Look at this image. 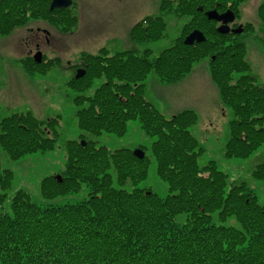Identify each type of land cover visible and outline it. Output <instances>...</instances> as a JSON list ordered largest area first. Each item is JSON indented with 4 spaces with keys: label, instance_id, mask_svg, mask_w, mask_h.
Returning <instances> with one entry per match:
<instances>
[{
    "label": "trees",
    "instance_id": "16d2710c",
    "mask_svg": "<svg viewBox=\"0 0 264 264\" xmlns=\"http://www.w3.org/2000/svg\"><path fill=\"white\" fill-rule=\"evenodd\" d=\"M244 0H161L162 11L189 15L183 35L157 56L126 48L109 53L83 54L85 73L69 79L83 90L94 77L103 76L91 95L73 98L82 129L67 139L62 180L42 179L47 196L78 190L88 195L78 201L39 204L19 188L8 199L12 171L0 163V264H264V203L245 181H229L213 159L198 161L204 147L190 130L196 112L184 108L163 114L145 96V78L153 71L160 79L177 81L195 61L208 57L220 98L231 109L226 156H247L264 142V83L257 82L245 57L243 33H223L205 11L227 9L237 14ZM50 0H0V35L10 33L32 18L43 17L62 31L76 28L71 6L49 8ZM264 21V1L258 5ZM161 13L145 15L130 29L136 42L156 40L165 34ZM193 28L205 39L183 42ZM50 59V58H49ZM28 70H42L56 58L40 62L22 59ZM75 64H70L74 69ZM85 104V105H84ZM138 118L143 130L154 136L151 152L156 172L169 192L159 195L150 187L128 188L147 175L149 157L129 148L111 150L91 136L103 131L121 135L127 122ZM57 116L40 119L31 111H15L0 120V145L12 158L54 147ZM90 136V137H88ZM88 137V138H87ZM114 172V173H113ZM264 178V160L253 168ZM185 212L184 219L177 214ZM229 216L234 221L227 222Z\"/></svg>",
    "mask_w": 264,
    "mask_h": 264
},
{
    "label": "rangeland",
    "instance_id": "374dc122",
    "mask_svg": "<svg viewBox=\"0 0 264 264\" xmlns=\"http://www.w3.org/2000/svg\"><path fill=\"white\" fill-rule=\"evenodd\" d=\"M263 1L244 0L237 16L239 21L251 23L243 33L245 57L250 63V72L257 82L262 83L264 21L258 13V5ZM73 2L71 12L78 17V23L71 31H62L59 24L55 25L46 18L38 17L15 27L8 34L0 35V120L15 111H31L40 119L54 116L59 119L55 126L58 131L55 145L50 149L36 150L12 158L0 145L1 168L12 171L10 186L6 189L7 206L9 197L19 188L26 190L32 200L39 204L74 202L88 195L84 183L78 190L54 196L45 195L41 186L44 177L62 180L67 139H77L85 143L86 139L80 137L82 129L76 117L77 108L83 105L77 104L73 98L78 93L91 95L104 80L103 76L94 77L83 90L77 89L69 83L75 73L69 63L80 61L86 52L97 53L101 47H106L109 53L126 48H136L143 53L145 48H149L151 56H157L163 48L183 35V24L189 18V15L179 16L173 11H162L161 0ZM159 13L166 23L165 34L156 40L134 41L130 34L132 25L145 15ZM37 27L45 28L49 32L47 35L50 42H43L40 48L44 59L49 61L56 58L51 66H46L41 71L27 70L22 60L29 58L24 50L27 45L22 42L24 36L30 32V28L34 32ZM145 85V96L163 114L171 115L184 108L193 109L197 120L190 126V130L204 147L198 161L205 163L213 159L217 167L228 174L229 181H245L256 192L259 202L264 203V178L253 175L255 165L264 160V142L247 156L224 154L229 135L228 119L232 112L220 98L210 72L208 57L195 61L190 72L177 81L162 80L151 71L145 78ZM91 138L99 143L97 145L104 144L111 150L126 147L134 154L135 148H141L149 157L147 175L135 184L128 182L126 186L150 187L161 196L169 192L167 182L156 172V161L151 152V143L155 137L143 130L138 118L128 120L126 131L121 135L103 131ZM184 217L185 212L177 214L180 220ZM230 221L238 224L234 216L228 217L227 222Z\"/></svg>",
    "mask_w": 264,
    "mask_h": 264
},
{
    "label": "water",
    "instance_id": "95a60500",
    "mask_svg": "<svg viewBox=\"0 0 264 264\" xmlns=\"http://www.w3.org/2000/svg\"><path fill=\"white\" fill-rule=\"evenodd\" d=\"M72 3V0H50L49 8H63L67 7ZM206 15L208 18L215 19L217 21H220L221 24L217 27V29L221 32H226L229 30L228 22L234 19V12L230 9H227L223 12H218L216 9H211L206 11ZM243 30V27L239 25L237 28H234V32H240ZM205 39L204 33L198 29L194 28L192 29L186 36L184 37L183 41L187 44H192L195 41L199 42ZM34 59L37 62H40L42 60V52L41 50H37L34 54ZM85 73V68L80 67L76 69L75 77H80ZM84 144V141H82ZM134 154L138 155L139 157H142L144 155V152L141 148H135Z\"/></svg>",
    "mask_w": 264,
    "mask_h": 264
},
{
    "label": "flooded vegetation",
    "instance_id": "af4514ba",
    "mask_svg": "<svg viewBox=\"0 0 264 264\" xmlns=\"http://www.w3.org/2000/svg\"><path fill=\"white\" fill-rule=\"evenodd\" d=\"M238 14H239V12H237V14L235 13L234 14L235 15L234 19L227 23L228 26H229V30H227L226 32L235 33L233 31V29L237 28L239 25H241L243 27V30L246 28L247 22L246 21L245 22L239 21L238 18H237ZM219 23L220 22H217V25ZM29 30H30V32L26 36H24V39H23L22 42H23V44L27 45V46L24 47L26 55L28 57H31L32 59H34V54L36 53V51L38 49L41 48V44L43 42H48L49 43L50 42V37L47 35L49 32L45 28L37 27L34 32H33L32 28H30ZM242 31H240V32H242ZM226 32H223V33H226ZM42 54H43V51H42ZM80 61H77V62H74V63H69V64H75L74 69H73L74 71L77 68L83 67V65H80V63H79Z\"/></svg>",
    "mask_w": 264,
    "mask_h": 264
}]
</instances>
